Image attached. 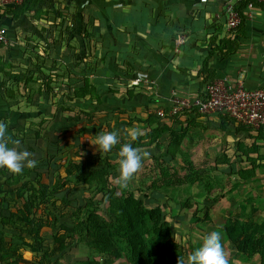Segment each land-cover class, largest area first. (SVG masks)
I'll return each instance as SVG.
<instances>
[{
	"label": "rangeland",
	"instance_id": "1",
	"mask_svg": "<svg viewBox=\"0 0 264 264\" xmlns=\"http://www.w3.org/2000/svg\"><path fill=\"white\" fill-rule=\"evenodd\" d=\"M84 10L86 12H83ZM93 11L97 15L94 18L95 21L92 20L94 17ZM113 12L116 14L127 13L122 8ZM40 13H45L43 17L50 13V16L56 18L50 23L42 22L38 25L37 30L42 43L27 40L25 44L27 45L25 47L26 51L21 50L20 59L18 61L0 60V67L2 66L3 73L9 72L11 75L20 76L21 82L17 85H23L20 89L24 94H19L16 90L18 88L12 87L15 93L13 94L15 96L13 100H18L20 107L25 109L26 112L31 109V119L33 118V112L36 114V118L30 121L26 116L27 121H24L25 123L21 128L28 130L30 125L31 129L38 132L39 142L36 143L38 149L42 143L41 139H48V135H51L49 136L51 139L55 136L57 139V141L53 140L52 143H49L46 150L50 151L49 163L55 167L51 179L53 180L52 185L49 186V189L63 187L60 193H54L55 207L59 211L55 215L58 216L59 223L54 230L48 228L50 233L47 232L46 236H42L44 239L42 244L45 245L43 246L44 249L59 248L62 245L64 249L61 254L59 253L60 255L57 254L54 258H50V263L88 264L87 262L92 260L96 264H131L126 258V250L129 245H126L124 223L121 220L122 213L116 214V218L107 215L112 209L117 211V207H119L115 204L110 206L109 195L107 197V194L115 191L122 200L121 196L125 195L123 190L130 188L132 190L128 191L132 192V196L134 195L139 201L144 200L143 195L149 196L150 200L148 199V202H150V205L146 204V209L159 207L162 213V219L159 220L158 224V227H161L158 228V232L141 230L132 238L135 242L134 247L147 254L143 261L142 258L137 257L134 264H177V260L185 258L193 249L199 246L203 237L212 231L218 232L221 237L228 264H264V245L257 244L259 237L264 242V149L262 150L263 154H261L262 158L256 161L260 168H256L257 165L255 164L242 163L240 152L237 156L240 163L235 162L237 160L234 159V155L230 154V159L226 158L225 155L224 160L227 161L224 162L226 163L224 168L213 171L180 168L185 164L175 166L172 165L173 163L159 165L160 162L157 161L159 160L157 158L150 162H142L144 166L142 165L141 168H144L145 175L138 174L139 172L134 175V178L141 180L143 185L131 182L126 187H120L114 181H109V175L107 174L106 178H98L103 182L108 180L106 191H104V194L99 193L92 198L91 192L88 193L83 188L79 189L76 186L77 177L75 175L68 176V174H75L76 170L81 169L82 166L87 169L94 167V169L99 170V173H105L106 167H110L100 158L99 154L105 152H98L95 145H91V140H94L96 133L114 131V128L117 130L116 127L112 129L111 125L114 124V121L105 119L106 116L118 117L117 114L124 115L128 113L127 109L133 112L131 107L128 108L129 106L126 104H110L108 107L102 105L90 110L89 107H86V104H95L93 102L96 95L94 92L95 87L98 85L102 87L101 92L98 94L100 99L114 97L116 100L121 97L129 100L144 90L142 84L139 83L135 86L131 83L140 75H144L143 73L128 70L122 65V62L118 63L119 71H117L111 64L110 57L102 58L103 52H101V58L98 57L93 62L92 50L93 48L99 49L101 46L96 41L98 21H103L102 31H105L106 37H110L113 49L114 47H121L120 52H125V49H128L130 45L131 47L134 45L133 52H139L140 43L138 40L132 41V33H135L136 30L140 31L141 27H115L110 20V17L113 16H108V9L76 10L71 5H64L50 11L42 12L40 10ZM117 37H119V43L116 41ZM138 38L141 37L138 36ZM36 45L45 48V51H43L44 57L36 54L38 49ZM114 52L118 51L114 50ZM79 64L84 65V71L78 67ZM13 82V80L5 77H1L0 80L1 85H15L12 84ZM24 87L29 89V96L23 90ZM30 94L33 96L31 102L28 100ZM4 97L12 101L6 94ZM155 111L150 109L146 116L154 117ZM99 119H102V121L98 123ZM135 125L137 124L135 123ZM83 130L88 131V134L82 135ZM123 135L124 133L120 131L118 144L107 154H111L112 151L118 153L120 137H123ZM121 141H123L121 144L128 143L125 142V139ZM85 143H89L88 148H85ZM137 145L140 146V144ZM253 157L256 158L257 155ZM37 161L35 167L28 168L31 171V180L35 179L36 172L34 169L37 173L47 171V175L51 171L48 162L47 169L44 170L45 167L39 164V160ZM231 165H234L235 168H232ZM186 179H197L199 181H196L197 184L192 185L186 193L172 191V198L176 196L177 201H173L168 193L166 194L169 199L164 198L162 195L165 191L157 192L158 195L155 194L153 189L148 186L150 183H154V185L172 183V188L180 184H186ZM237 182L239 186L236 184ZM211 186L213 191L208 193L207 196L203 194L202 197L197 199L190 197V202L193 204L192 209L179 207L178 202L183 201L189 193L200 195L206 187ZM36 188L40 190L39 185ZM166 191L169 192V189ZM34 194L38 195L36 192ZM254 197H257L258 200L253 201ZM246 199L249 205L252 203V208L249 209L243 204L246 203ZM244 206L247 208L246 213L243 212ZM86 208H88L87 211L94 213L98 223L106 224L107 234L104 231L101 234L106 236L109 245L108 243L104 244L102 241L101 243L105 246L108 245L106 250H112L113 254H100L104 249L97 248V243L92 237L83 236L78 215L81 210ZM194 208L196 209L195 213H193ZM240 213L242 214L241 217L239 216ZM113 220H118L120 226H122L118 236L115 234L114 226H112ZM162 223L166 226H163ZM227 225L232 227L230 235L236 234L234 236L237 237L235 240L230 241V238L227 239V235L230 236L227 233ZM126 230L128 231V229ZM248 236L253 239V243H256L251 245L253 254L249 258L246 254L243 255L244 242L238 240ZM158 241L165 242L161 249L165 257L157 259L152 255L155 253L153 252L154 245ZM238 245L241 250L236 252L234 248ZM37 253L38 256L36 257L45 259L42 251L38 250ZM63 254L65 255L64 258L62 257ZM131 255L134 256L133 249Z\"/></svg>",
	"mask_w": 264,
	"mask_h": 264
},
{
	"label": "crops",
	"instance_id": "2",
	"mask_svg": "<svg viewBox=\"0 0 264 264\" xmlns=\"http://www.w3.org/2000/svg\"><path fill=\"white\" fill-rule=\"evenodd\" d=\"M228 1L206 0L200 3V0H135L134 3L130 0H41L35 9L45 12L71 5L76 10L85 7L126 10L125 26L141 27L140 31L136 30L132 33V41L138 40L140 43L139 52H132V58L140 60L135 70L147 76L149 83L143 86L144 90L140 94L134 95L129 100L122 97L117 100L114 97L103 98L100 105L93 101L95 104L88 103L86 107L90 110L102 105L108 107L110 104H126L128 108L131 107L133 112L127 109L128 113L124 115L117 114L118 117L107 115L105 119L114 121L111 127L112 129L116 127L117 130L114 128V131L116 130L118 134L120 131L124 133L123 137H120L121 140L125 139V142L131 145L136 141L141 144L136 146L137 148L149 153V157L143 162L161 159L163 154L173 148L174 159L170 162L173 166L185 164L180 168L213 171L224 168L226 165L224 162L227 161L224 160L225 155L229 159L230 154L234 155V159L237 160L239 152H243L242 150L251 145L255 147L253 153L249 155L260 156L263 154L264 140L255 138L256 132L249 133L250 136L242 131L236 132L222 121V116H202L193 111L183 112L175 117L163 119L158 117V122L154 123L145 121L149 118L146 113L150 109L153 111L167 109L172 94L195 96L202 92L206 84L215 81H222L225 85L240 83L246 88H264V2L239 4L237 8L243 16V21L236 29L227 30L221 13L223 5ZM4 9L0 4V26L6 30L7 35V44L0 49V60L18 61L22 55L21 50L25 49L23 44L27 40L42 43L37 30L38 25L42 22L50 23L53 19L50 13L43 17L45 13L40 15L35 14V11L14 19L6 14ZM36 46L38 48L36 54L42 56L45 48L41 45ZM129 48L133 51L134 45L133 47L130 45ZM111 72L113 73L112 70ZM21 86L23 85H5V88H18L16 90L22 95L24 92L20 89ZM24 88L28 95L29 89ZM5 94L12 101L7 100ZM13 94H15L13 90L6 92L0 85V121L7 124L6 135L9 141H18V150L29 151L32 153L30 158L38 162L37 160L43 157V152L41 146L38 149L36 144L38 141L34 139L36 130L31 129L30 125L28 130L21 128L24 121H27L26 116L30 121L36 118V114L33 112L31 119V109L26 112L21 108L20 102L13 100L15 98ZM32 97V94L28 97L30 102ZM99 121L101 122L102 119H99L98 123ZM161 127L163 130L156 133ZM132 129L138 131L135 140L129 135ZM22 133L28 135L27 145L21 144ZM156 135L158 136L155 138ZM121 140L120 143L123 142ZM91 142L93 143L94 140ZM86 144L85 148H88L89 143ZM46 154L44 170L47 169V162L49 163L50 151L46 150ZM99 155L110 167L119 162L116 152ZM235 162L240 163L239 160ZM242 163L257 165L256 161L251 163L245 159ZM231 166L235 168L234 165ZM81 169L87 168L82 166ZM143 171L144 168H140L138 174L145 175ZM22 172L24 173L11 174L0 168V264H36L41 258L36 257L38 250L33 247L27 229L32 228L33 234H39L38 236L41 237L46 236L47 232L50 233L47 227L39 231L33 225L31 227L21 216L23 204L34 195L31 189L36 190L37 187L36 179L31 180V171L25 168ZM76 174L75 172L72 176ZM117 175L118 173L111 176L110 171L109 181H114ZM107 181L96 180L90 184L92 187L95 185V188L99 184L108 185ZM41 182L47 183V179L44 178ZM131 182L143 185L141 180H136L134 177L129 181L130 184ZM48 183L51 184V181ZM90 184L81 182L79 185L89 193L87 189L91 187ZM148 186L151 187V183ZM212 191L211 186L206 187L200 195L190 191L187 196L197 199L203 194L207 196ZM256 200L258 198L254 197L253 201ZM245 201L246 203L243 204L249 209L252 208V203L249 205L248 200ZM247 208L244 206V213L247 212ZM239 216L241 217L242 214L240 213ZM28 217L37 219L40 218V213H37L36 208H31ZM44 263L46 264V261Z\"/></svg>",
	"mask_w": 264,
	"mask_h": 264
},
{
	"label": "trees",
	"instance_id": "3",
	"mask_svg": "<svg viewBox=\"0 0 264 264\" xmlns=\"http://www.w3.org/2000/svg\"><path fill=\"white\" fill-rule=\"evenodd\" d=\"M40 1L41 0H24L20 5H16L13 7H7L4 10H5L6 14L12 16V18H14V19L18 18L21 15H25V14L33 12V11L36 12L35 14H40V10L36 11V9H35L36 5ZM130 1L135 3V0H130ZM238 5L236 6V9L239 12L240 23H241L243 21V16L240 14V10L237 8ZM84 9H92V8L91 7H85ZM114 10H116V9H113V8L108 9V16L109 17H110V15L113 16V17H110L111 19L109 18L112 22V25H114L115 27H121V28L127 27V26H125L126 14H116L115 12H113ZM83 12H86V10H84ZM93 15H94V17L92 18V20H94V18L97 17V15L95 14L94 11H93ZM52 19L55 20L56 18L52 17ZM99 19H101V18H99ZM94 21H92V22H94ZM98 22H99V26L96 29L98 36H96V35L95 36L97 38L96 41H98L101 46L99 47V49L93 48V50H92L93 62H95V60L98 57L101 58V52H103L102 58L103 57H107V58L110 57L111 64H113V67L117 71H119L118 70V65H119L118 63L119 62H122V65H124L126 68H128V70H130V71L135 70V67L137 65H139V63H140L139 62L140 60L137 61V59L132 58V55H133L132 52L133 51H129L128 49H125V52H120L119 50L121 49V47H119V46L114 47V49H113V46H111L112 42H111L110 37H106L105 31H102L103 21L99 20ZM118 38L119 37H117V39H116L117 43L120 42V40ZM101 40H102V42H101ZM25 44H23L24 48L27 46ZM114 50H116L118 52H114ZM24 51H26V48L24 49ZM43 55H45V54H43ZM78 67H80L84 71V65L79 64ZM2 70H3V68L1 66L0 67V76L2 78H4L5 75L7 74L6 78L14 81L12 84H19L21 82L19 79L20 76L17 77L14 74L11 75L9 72L3 73ZM2 87L6 90V92L12 91V88L7 89V88H5V85H2ZM101 90H102L101 85L96 86L95 90H94V92L96 94L94 100H95L97 105L101 104V99L98 96V94L101 92ZM221 119L224 123H226V125L229 128H232L236 132L242 131V132L247 133L248 136H250L249 133L256 132L255 138L264 140V130L254 131L253 129H251L249 127H245V126H241V125L236 124L234 121H232L231 119H229L226 116H222ZM157 120H158V117L155 115L154 117L149 116V118H147L145 122L146 123H154V122H158ZM162 130H163V128L161 127V129H159L158 132H156V133H159ZM81 134L86 135V134H88V131L83 130ZM27 136L28 135H25L24 133L21 134V138H20L21 144L27 145V142H28V138H26ZM38 136H39L38 132L36 131L35 136H34L35 137L34 139L36 141H38ZM49 136H51V135H48V139L47 138L41 139V141H42L41 148H42V152H43V157H42V159L39 160L40 161L39 164H41L42 166H45L44 157L47 156L46 148L48 147L49 143L53 142V140L57 141V139L55 138L56 136L53 139H51V137H49ZM157 136L158 135H156L155 138ZM55 143H57V142H55ZM119 144L121 145V143H119ZM137 144H140V143L134 142L132 144V146L136 147V146H138ZM254 147H253V145H251V147L245 148V150H242L243 152H240V154L242 155L241 159L242 160L245 159L248 162L254 163V161H257L258 159L262 158L261 155L258 156L257 159H255L249 155V154H251V152L253 153ZM256 151H257V149H256ZM166 158H169V159L166 160ZM158 159L159 160H157V161L160 162L159 165L160 164H170V162L173 161V159H174L173 148L170 151H168L167 153L163 154L161 156V159L160 158H158ZM46 166H47V164H46ZM54 168H55L54 165H51V171H50V173H48V175H47V171L46 172H40V173H37V171H35L36 172L35 179H36V181L38 179L37 185H39L40 190L37 188H36V190L34 188L31 189L32 192H34V193L36 192V194H38V195H35V194L31 195V197L28 198V200L23 204L22 210L20 212L23 220L27 224L31 225V227L33 225L36 229H38V231L40 229H42L43 227L50 228V230L51 229L54 230L56 227H58L59 220H58V216L55 215V213L59 212V211H57L56 207H55L56 206V204H55L56 199L54 198L55 197L54 193H56V194L60 193L63 190V187L59 188V189H49V186H51L52 183L49 184L48 181H51V182L53 181L51 179L53 176V172L55 170ZM258 168H259V165H258ZM117 170H118V163L116 165H113L112 167H106L105 173H99L98 172L99 170H96V169H77L76 177H77L78 181L76 183V186H78L79 189H82L83 188L82 185H79L81 182L82 183L89 182V184H90L91 182L98 180V178H100V177H101L100 179H103L104 177L106 178V175L107 174L109 175L110 171H111V176L113 174L115 175L116 173H118ZM112 172H114V173H112ZM72 175L68 174V176H72ZM44 178L47 179V183H42V182L40 183V181ZM188 180L189 179L185 180L186 184H180V185L174 186L172 188H171V186H173L172 183L171 184L164 183L163 185L162 184L161 185H154V183H151V189H153V192L155 194H157V192H160V191H165V193L163 192V195L160 193L164 198H168L167 197L168 195L166 194V193H168L169 197L173 201H177L176 196H174L172 198V196H173V195H171V193H173L172 191H174L176 193L178 191L186 193L187 190L192 187V185L196 184V181H199L197 179L189 180V181ZM90 186H91V184H90ZM106 189H107L106 184H99V185H96L95 188L90 187L87 190H89V192L92 193V196H91V198H92L93 196H95L99 193L104 194V191H106ZM124 189H126V188H124ZM168 189H169V192L166 191ZM128 190H132V189L127 188L126 190H123V194H125V195L121 196L122 200H120V196L117 195V193L115 191L107 194V196L109 195L110 206H112L114 204L119 206V207H117V211H116V209L114 211H113V209H112V211L109 210L110 212H108L107 215L114 216V218H116L117 217L116 214H118V213L120 214V212L122 213L121 220L124 223V233H125V238H126V245H129L128 249L126 250V256L127 257L126 256L125 257L127 258V261L131 262V264H134V261L136 260L137 257L140 259L142 258V261H143L144 257L145 256L147 257V254L142 253L141 251H139L137 248L134 247L135 242L133 241L132 238L137 233H140L141 230L142 231L147 230V231L158 232V228L161 227V226L158 227V224L162 219V213L159 210V207H156L154 209H146V207H145L146 204L150 205V202H148L149 196L143 195L144 200L145 199L146 200L145 201L144 200L139 201V200H137V198L134 197V195L132 196L133 193L129 192ZM149 192H151V190H149ZM190 201H191L190 196H186L185 199H183V201L178 202V205L180 208L192 209L193 204ZM31 208H36L37 213H40V218L33 219V218L28 217ZM87 209L88 208L81 210V213L78 215V217L80 218L79 221H81V228H82L83 236L88 237V238L92 237L97 243V248L104 249V251L100 252V254H102V255L113 254L114 252L112 250H109V251L106 250V249H108V245H109L108 239L106 238V236L101 234L102 231H104L107 234L106 224L105 223L104 224L98 223L97 219L95 218L94 213L87 211ZM195 212L196 211L194 210L193 213H195ZM151 215H153V217H151ZM50 217H53V218L50 220ZM154 217H156V219H154ZM113 221L114 222H113L112 226H114V231L116 232L115 234L118 236V232L121 231L122 226H120V223L118 222V220H113ZM150 222H151V224H150ZM163 226H166V225L163 224ZM231 228H232L231 226L227 225V233L229 235L231 233ZM126 229H128V231ZM27 233L32 238L33 247L39 251H42L44 256H45V259L41 258L39 261H36V264H45L44 263L45 261H46V264H51L50 258H54L55 255H57L59 253L61 254L62 250L64 249L63 245L59 246V248H52V249L46 248V249H44V247L42 246V243L44 241L43 237H39L37 234L36 235L33 234L32 228L27 229ZM155 234H159V233H155ZM230 236H232V237H230ZM230 236L227 235V239L230 238L229 239L230 241L235 240L237 238V237H234V236H236V234L230 235ZM55 238H57V237H55ZM238 240L240 242H244V245L242 248V251L244 253L243 255L245 256V254H246L247 258H249L253 254L252 253L253 251H251V245L256 244V243L255 242L253 243V239L249 238V236L247 238L243 237L242 239H238ZM101 241L104 244L108 243V245L107 246L103 245L101 243ZM257 244L260 246L264 245V242L262 241L261 237L258 238ZM164 245H165V242L164 243L159 242V241L156 242L154 245L155 249L153 250V252H155V253H153L152 257L157 258V259L159 257L160 258L165 257L162 253V250H161ZM132 249H133L134 256L131 255ZM172 249H174L173 246H172ZM234 249L237 252V251L241 250V247L238 245ZM64 256L65 255L63 254L62 257L64 258ZM261 257H262V255H261ZM245 259H246V257H245ZM87 263L88 264H96L92 260L88 261ZM66 264H68V263H66Z\"/></svg>",
	"mask_w": 264,
	"mask_h": 264
},
{
	"label": "built area",
	"instance_id": "4",
	"mask_svg": "<svg viewBox=\"0 0 264 264\" xmlns=\"http://www.w3.org/2000/svg\"><path fill=\"white\" fill-rule=\"evenodd\" d=\"M24 0H0L2 7L20 5ZM206 0H200L204 3ZM242 2L262 3L264 0H229L222 7L221 17L227 30H234L240 24L236 6ZM7 44L6 30L0 26V49ZM132 85L149 83L147 76L140 75L131 81ZM193 111L202 116H226L236 124L256 130H264V88H246L240 83L225 85L222 81L206 84L195 96L172 94L167 109L156 111L163 119L175 117L183 112Z\"/></svg>",
	"mask_w": 264,
	"mask_h": 264
},
{
	"label": "clouds",
	"instance_id": "5",
	"mask_svg": "<svg viewBox=\"0 0 264 264\" xmlns=\"http://www.w3.org/2000/svg\"><path fill=\"white\" fill-rule=\"evenodd\" d=\"M7 124L0 121V168L11 174H20L25 168L36 166V160L30 158L32 153L27 150H18V141H9L6 135ZM131 139L135 140L138 131L130 130ZM119 142L116 131H100L94 135V142L98 152H110ZM118 175L114 182L120 187H126L129 181L142 167V162L149 157L147 151L129 143H123L118 150ZM177 264H228L221 237L218 232L212 231L206 234L199 246L193 249L185 258L177 260Z\"/></svg>",
	"mask_w": 264,
	"mask_h": 264
}]
</instances>
